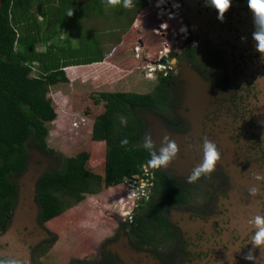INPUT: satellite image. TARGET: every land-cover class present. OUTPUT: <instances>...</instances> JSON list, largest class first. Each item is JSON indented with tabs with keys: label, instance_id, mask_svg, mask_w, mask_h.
<instances>
[{
	"label": "flooded vegetation",
	"instance_id": "af4514ba",
	"mask_svg": "<svg viewBox=\"0 0 264 264\" xmlns=\"http://www.w3.org/2000/svg\"><path fill=\"white\" fill-rule=\"evenodd\" d=\"M176 1L160 5L169 19H177L182 41L179 48H165L160 56L166 61L160 64L166 70L169 99L157 109L130 110L144 128L138 146L145 143L147 113L165 124L177 148L166 167L147 166L150 196L141 193L147 199L130 215L115 213L107 234H99L84 247L56 253L60 237L44 219L43 209L51 206L42 204L38 189L42 176L57 162L41 150L48 168L35 184V221L14 222L20 174L11 178L17 186L13 203L0 210V257L19 264H253L245 259L251 252L255 264H264V248H253L251 243L257 228L249 223L264 215V54L256 51L252 39L260 25L247 0H231L222 20L205 0ZM189 69L204 82L203 87L194 86L202 89L200 107L191 102ZM151 129L147 136L159 156L161 150L154 144L161 131ZM205 138L215 143L219 159L212 173L189 183L190 171L202 163ZM164 143L160 146L167 147ZM251 187L257 193L250 196Z\"/></svg>",
	"mask_w": 264,
	"mask_h": 264
},
{
	"label": "trees",
	"instance_id": "16d2710c",
	"mask_svg": "<svg viewBox=\"0 0 264 264\" xmlns=\"http://www.w3.org/2000/svg\"><path fill=\"white\" fill-rule=\"evenodd\" d=\"M147 2L132 0L130 8H124L123 0L113 5L107 0H0V210L4 205L8 209L14 201L17 186L11 178L25 170L30 146L38 152H48L57 162L40 181L45 193L49 187L57 192L61 190L71 195L75 202L85 194L94 193L93 183L97 180L106 188L115 186L125 177L139 173L146 164L149 152L137 145L144 130L142 122L129 112L142 127L134 131L129 129L131 136L127 137L128 128L124 125L120 129L116 114L127 112L130 107H164L169 99L167 88L164 97L159 98L101 93L95 100L102 102L104 107L94 118L91 135L93 140L105 143L102 176L93 175L87 169L86 153L60 157L54 156L53 150L47 147L45 123L53 120L56 114L45 95L50 87L68 82L66 67L103 59V35L84 29V18L96 13L105 20L113 17L118 25L123 18L128 28ZM70 30L79 33L77 46L73 45ZM32 68L34 75H30ZM159 79L162 84L167 81L166 77Z\"/></svg>",
	"mask_w": 264,
	"mask_h": 264
},
{
	"label": "rangeland",
	"instance_id": "374dc122",
	"mask_svg": "<svg viewBox=\"0 0 264 264\" xmlns=\"http://www.w3.org/2000/svg\"><path fill=\"white\" fill-rule=\"evenodd\" d=\"M147 1V6L135 16L133 24L128 28L123 18L120 25L113 21V17H107L105 20L104 16L96 13L90 18H84L82 20L84 29L92 31L93 34L103 35L101 38L103 59L90 64L66 67L64 71L68 82L50 87L45 95V99L51 103L53 113L56 114L53 120L45 123L47 147L53 150L54 156L60 157L86 153L88 155L86 167L96 176L103 175L106 147L103 141L91 138L94 118L104 110L103 103H96L95 100L101 93L164 97L168 85L167 82L162 84L159 79L165 77L166 71L165 68L158 66L161 63L159 60L162 59L161 53L165 48L168 50L171 47L179 48L182 44L176 31L180 25L177 19H169L166 16V9L163 11L156 7L157 2L158 5H162L161 3H168V0ZM171 2L177 3L176 0ZM104 10L109 14L108 8L105 7ZM157 16L161 19H157ZM160 25L166 28L164 30L158 28ZM84 29L83 31L87 32ZM70 33L74 39L73 45L77 46L76 38L79 33L74 30H70ZM157 69H162V72L159 73L161 70ZM34 74L32 68L30 75ZM131 108L127 112H116L120 129L124 125L128 128L127 137L131 136L129 129L134 131L142 127L135 117H131ZM147 108L159 107L157 105L143 107ZM132 109L133 112L137 110ZM122 120L125 123H121ZM28 149L32 150L33 146ZM45 153L49 156L48 152ZM38 163L41 164V161ZM47 168L46 164L43 171ZM136 174L138 177H129L137 181L135 189L130 187L134 183L127 177L118 185L108 188L97 180L93 183L95 192L86 194L78 203L71 195L61 190L57 192L49 187L48 193H45L44 184L41 182L38 196L42 204L51 206L43 209L44 219L49 220L47 225L60 237V241L55 244L57 247L55 252L63 254L71 247L86 246L99 234L108 233L107 230L115 222V213L127 211L130 215L138 203L146 200L152 188L148 186L151 175L144 176L142 169ZM123 190L126 194L122 193ZM134 191L137 192L136 195ZM141 193L149 196L145 199L140 196ZM132 203L136 204V207H133Z\"/></svg>",
	"mask_w": 264,
	"mask_h": 264
},
{
	"label": "clouds",
	"instance_id": "9594fccd",
	"mask_svg": "<svg viewBox=\"0 0 264 264\" xmlns=\"http://www.w3.org/2000/svg\"><path fill=\"white\" fill-rule=\"evenodd\" d=\"M120 0H107L109 5H113L119 3ZM231 0H205V5L207 7H211L217 12V19H223V14L226 10H228L230 6ZM132 5V0H123V7L129 8ZM248 8L253 13L256 21L259 23L260 28L258 31L252 33V39L255 41V48L258 53L264 54V0H247ZM156 7H160L158 2L156 3ZM71 13H69L70 15ZM169 18V16H168ZM183 32L184 29L181 28ZM264 60V56L261 57ZM121 123H125V121H121ZM145 143L143 145L144 149L149 152L150 158L147 160L146 164L150 168H161L166 167L167 164L175 159L177 148L175 141L169 140L167 137H164V141L167 142V147L162 148L160 155L156 156L152 151L153 144L151 138L145 135L144 137ZM126 142V141H124ZM202 147V163L193 168L188 177L186 178L189 183H193L197 181L202 175H209L214 171L216 162L219 159V150L215 143L205 138L201 142ZM142 169V168H141ZM143 173V170H142ZM145 175V174H144ZM147 176V175H145ZM256 180H260V176L255 177ZM136 180H133V183ZM137 183V182H136ZM135 187L137 184H134ZM257 193V189L255 187H251L248 190V195H255ZM249 223H253L257 231L252 235L251 243L253 248H264V215H257L253 217ZM247 261H252L255 264L256 257L251 254V252L245 257ZM0 264H19V261H14L8 258L0 257Z\"/></svg>",
	"mask_w": 264,
	"mask_h": 264
},
{
	"label": "water",
	"instance_id": "95a60500",
	"mask_svg": "<svg viewBox=\"0 0 264 264\" xmlns=\"http://www.w3.org/2000/svg\"><path fill=\"white\" fill-rule=\"evenodd\" d=\"M161 63L165 64L166 61L165 59L162 57V59L160 60ZM189 75H190V82L189 85L192 86V88H194V86H200L203 87L204 86V82L203 80L200 78L199 75L196 74V72H193L191 69H189L188 71ZM195 86V87H196ZM191 88V102H195L196 105L195 106H202L204 101L200 95V92L202 91L196 88H194L192 90ZM140 116H142V113L139 114ZM145 121L147 122V131L146 134L149 136L151 134V126H154L156 129H160L161 133L159 134L160 136H162V138L164 137H168V131L167 128L165 127V124L159 119V118H155L152 117L151 115L145 113V115H143ZM167 135V136H166ZM170 135V134H169ZM158 136V137H160ZM157 138V140H155V148L157 151L160 152V150L162 148H165L163 146H160L161 144L165 145L164 141H160V139ZM155 138V139H156ZM39 161H41V164L38 163ZM48 159H46V157H44L43 155H41L38 151L32 149L29 152V160L28 163L26 165L25 170L21 173V175L18 178L17 184L19 185L18 187V203H17V211L14 214V222L15 223H19L20 221H26L24 222V224H30L33 221H35V214H36V205L32 204L33 200L32 198L35 195V184L37 179L40 177V174L43 172V169L45 167V165L47 164ZM29 206H31L33 208V210H29ZM25 206L23 209H21V207ZM28 207V210H27ZM15 223L13 226H15ZM40 233L43 234L42 231H40Z\"/></svg>",
	"mask_w": 264,
	"mask_h": 264
},
{
	"label": "built area",
	"instance_id": "2783aa9c",
	"mask_svg": "<svg viewBox=\"0 0 264 264\" xmlns=\"http://www.w3.org/2000/svg\"><path fill=\"white\" fill-rule=\"evenodd\" d=\"M170 18V17H169ZM158 66H160V68L162 67V68H164L160 63L158 64ZM157 70H161L162 71V69H157ZM142 170H143V175L145 174V175H147L148 173H147V164H143V166H142ZM137 181H134V183H136Z\"/></svg>",
	"mask_w": 264,
	"mask_h": 264
},
{
	"label": "bare ground",
	"instance_id": "6f19581e",
	"mask_svg": "<svg viewBox=\"0 0 264 264\" xmlns=\"http://www.w3.org/2000/svg\"><path fill=\"white\" fill-rule=\"evenodd\" d=\"M160 17V16H159ZM163 28V26H161V29ZM134 175V174H133ZM133 175H131V176H133ZM135 177V176H134ZM122 182H123V180H122ZM134 184H137V183H134ZM138 184H140V183H138ZM141 184H143V182L141 183ZM130 187L131 188H133V189H135V185H130ZM137 194V192L136 191H134V195H136Z\"/></svg>",
	"mask_w": 264,
	"mask_h": 264
}]
</instances>
